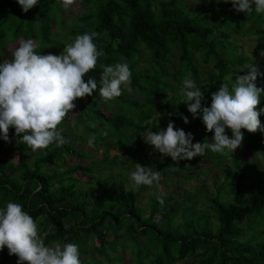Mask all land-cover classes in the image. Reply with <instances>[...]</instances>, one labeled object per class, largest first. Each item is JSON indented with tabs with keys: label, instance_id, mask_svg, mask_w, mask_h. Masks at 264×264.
Instances as JSON below:
<instances>
[{
	"label": "trees",
	"instance_id": "obj_1",
	"mask_svg": "<svg viewBox=\"0 0 264 264\" xmlns=\"http://www.w3.org/2000/svg\"><path fill=\"white\" fill-rule=\"evenodd\" d=\"M82 1L87 9L68 26L62 7L55 0H38L27 13L16 0H0V50L22 38L33 39L38 45L37 53L59 55L77 35L96 32L94 43L103 54L85 82L94 78L99 87L103 66L127 63L132 73L129 87L137 94L122 93L106 103L95 97L94 91L92 96L77 99L72 128L79 133L69 135L62 147L53 144L32 152L19 142L14 128L9 129L8 141L0 133V208L8 202L21 204L37 220L40 232L48 233L47 245L76 243L82 264H122L115 260L119 255L114 258L110 253L115 252V241H108L105 236L106 232L119 230L139 249L134 264H174L184 258H189V264H264V171L250 175L248 167L241 166L236 158H230L229 166L225 161L230 154H213L219 159V166L224 164V182L212 185L213 192L205 194L202 201L205 206H197L189 193L179 196L183 200L168 194L161 205L157 200L161 194L155 193L147 216L136 205V192L145 190V186L134 190L131 185L125 187L121 179L115 183L112 176H98L100 192L90 186L76 187L79 182L72 173L79 171L92 177L93 165L100 166L98 170L110 168L117 160L116 153L102 150L105 157L96 160L98 165L92 160L86 165L50 167L66 155L82 160L87 154L77 147L90 137H95V150L104 142L122 150L147 129L155 132L163 125L154 114L164 117L167 125L172 122L179 129L188 128L197 139L194 143L212 142L213 134L203 132L206 126L202 114L194 117L188 111L181 92L167 93L175 87L182 88L183 79L189 76L204 94L202 106H210L211 94L220 84L230 86L235 81L231 67L255 64L264 73L261 58L254 63L233 51V34L241 27L244 33L255 36L253 53L264 51V15L237 12L231 3L216 0L208 7H191L189 0ZM200 65L209 66L200 69ZM200 73L206 77L200 78ZM226 77H231V81ZM200 80L205 85H200ZM256 84L263 87L264 76H259ZM183 117L189 123L185 124ZM245 131L240 150L257 152L264 166V132ZM226 134L231 138L230 130L226 129ZM74 138L79 140L73 143ZM6 150L16 152L15 161L6 158ZM209 152L206 150L203 156ZM103 161L107 166H101ZM183 166L178 162L177 168L169 171L179 174ZM222 187H226L228 195ZM147 240V248L142 247ZM87 245L90 250L85 249ZM125 246L127 243L121 242V248ZM87 253L97 257H82ZM5 254L8 259L14 256L5 247L0 250V264L8 263Z\"/></svg>",
	"mask_w": 264,
	"mask_h": 264
},
{
	"label": "clouds",
	"instance_id": "obj_2",
	"mask_svg": "<svg viewBox=\"0 0 264 264\" xmlns=\"http://www.w3.org/2000/svg\"><path fill=\"white\" fill-rule=\"evenodd\" d=\"M22 11L27 13L37 5L38 0H16ZM217 3H231L237 12L264 15V0H216ZM68 10L75 0H55ZM96 32L77 35L59 55L36 52L33 39L20 40L12 52L11 60L0 62V133L8 141L9 129L14 128L19 142L26 144L32 152L46 149L55 144L62 147L67 140L59 127L69 112L76 108L75 101L92 96L98 91L104 102L117 99L127 88L131 91V70L127 63L103 66L99 87L94 78L87 74L94 70L98 58L103 54L97 49ZM261 56H264L262 51ZM245 72V74H238ZM259 76H264L255 64H246L235 75V81L221 83L211 94L210 106H202L204 94L195 81L185 76L181 94L185 97L188 111L195 117L202 114V122L208 132H214L212 142L193 143L191 133L176 129L169 122L166 130L158 133L147 129L142 135L144 142L154 150L173 161L192 160L203 156L206 150L229 155L242 146L246 130L249 133L264 132V108L259 107L264 88L257 87ZM231 81V77L225 78ZM262 113V114H261ZM184 123H189L183 117ZM261 120V121H260ZM94 126V125H93ZM231 131V138L226 134ZM95 137L88 139L94 146ZM227 150V151H225ZM241 151V150H240ZM242 152V151H241ZM243 153V155L250 154ZM256 155L259 157L257 152ZM242 156L240 161L242 160ZM161 179V172L152 167L135 164L130 174L131 187L153 186ZM163 205L164 200L157 196ZM48 233H41L36 219L19 203L8 202L0 208V250L7 247L9 255H15L17 264H82L79 246L76 243L59 242L47 245Z\"/></svg>",
	"mask_w": 264,
	"mask_h": 264
},
{
	"label": "rangeland",
	"instance_id": "obj_3",
	"mask_svg": "<svg viewBox=\"0 0 264 264\" xmlns=\"http://www.w3.org/2000/svg\"><path fill=\"white\" fill-rule=\"evenodd\" d=\"M213 0H189V4L191 7H197V6H210V3ZM87 9V4L82 0H75V3L68 9L65 10L62 8V15L66 19V24L68 26L73 25L74 18L85 11ZM249 23H246L245 26H248ZM244 27H241L240 31L237 34H233L234 40H235V47L233 48L234 53L241 54L244 58L246 57L248 60L253 61L254 63H257V60L261 58L262 61H264V56H261L259 53H253V47L255 44L254 41V35L251 32L244 33ZM24 40L22 38H19L15 42L8 43L6 48L4 50H0V60H11L12 59V52L15 50L16 47H18L19 41ZM173 52V50H172ZM171 52V53H172ZM146 56L147 53H144ZM122 63V62H121ZM142 62L139 64V67L142 66ZM209 65H200L199 68L202 69L204 67H208ZM260 66V64H259ZM242 65H237L235 67H231V73L235 74L243 69ZM261 69H264V65L260 67ZM238 74H245V72H239ZM205 75V76H204ZM206 77V74L200 73V78ZM171 83V80H169ZM200 85H205V82L203 80H200ZM264 88V84H262ZM131 91H129L127 88H125L122 93L130 96L137 94L134 91L133 87H130ZM181 88L175 87L173 91H168L167 94H171L173 92L180 93ZM95 97H99L98 91L94 95ZM261 105H258L259 107H264V98H261ZM77 108V105H76ZM75 108V109H76ZM73 109L72 112H69L65 120L62 122V124L59 126L62 129V135L67 138V140L70 139L71 134H78L79 130L76 128L73 129V125H75V112L76 110ZM104 114H107V112L102 110ZM155 119H159L162 121L163 125L156 130L155 132H159V130L162 127H165V118L159 117L158 114H154L153 116ZM90 118L87 116V119ZM156 120L155 122H157ZM96 124H98L96 122ZM151 127V125H149ZM176 129H179L180 127L178 125H174ZM167 128V127H166ZM68 129V130H67ZM77 130V131H74ZM166 130V129H165ZM186 133H191L193 136L192 142H196V138L194 137L193 132H191L188 128L183 129ZM206 134H213L214 132H208L207 130H203ZM247 131H245L246 133ZM144 134V133H143ZM142 134V135H143ZM138 138L136 140H132L129 142V144H125L122 146V150L111 148V146H107V142H104V145L100 148L95 150L92 146L88 145V141L85 137H82V139H86L83 145L78 146L77 149H82L85 151L87 156H84L82 160L78 159L74 155H66L62 156V160L58 163L50 165V167L56 168L57 164L58 166L61 165H69V164H87L89 161L95 160L93 164L98 165L99 159H103L105 156L102 154V150H108L109 152L116 153V162L114 165H111L110 168L104 169V170H98L100 169V166L93 165L92 174H94L92 177L90 174H82L79 171H75L71 175L78 180V184H76V187H86L90 186L91 188L95 189V192H100V185H98V176H112L114 177L115 183L122 180V184L127 187L131 185L130 181V174L135 170V164L139 163L145 167H152L155 171L161 172V179L159 182H156L153 184V186H145V190L137 191L136 192V205L141 209L142 215L147 216L149 213L148 210L150 208V203L155 198L153 195L155 193L161 194L162 199L166 197L168 194H172L175 198H179V196L184 195L185 193H189L192 200L196 199L197 206L202 205L205 206V203L203 199L206 197L205 194H208L210 192H213L212 185H219L222 182H224V174L221 171L222 167L219 166V159L213 154V152H209L206 156H197L194 157L192 160H180V161H173L170 156H164L160 154L159 152L155 151L153 146L148 145L144 142L143 137ZM197 137V136H196ZM75 140H79L78 138H74L73 143ZM10 145L7 144V147ZM238 149L235 150L232 153V156H238V160L241 159V156L243 157L241 161V166L248 167L247 173L248 174H255L257 172H263L264 166L260 164V156L258 157L256 153H250L243 155V153ZM5 155L7 159H11L12 161L16 160V152L12 150H6ZM231 157H229L228 160L225 161L227 165L231 166L229 164V160ZM203 159V160H202ZM232 159V158H231ZM234 159V158H233ZM178 162H182L184 164V168L180 170L179 174L171 173L170 170H174L177 168ZM143 163V164H142ZM162 165H164V169L162 171ZM102 167L107 166L106 162L103 161L101 163ZM47 167V166H46ZM49 168V167H47ZM93 178V180H91ZM102 178V177H101ZM89 182V183H88ZM89 188V187H86ZM131 188V187H130ZM224 187H222L221 190H223ZM226 190V187L224 188ZM225 192V191H224ZM227 195V190L225 192ZM226 194H223L222 196L225 197ZM205 195V196H204ZM179 200H183L182 197L179 198ZM200 201L202 203H200ZM155 217H158L156 215ZM177 220H179V217H176ZM212 222V220H211ZM121 230H119L116 233H110L106 232L105 236L108 241H115V252H110L114 255V258L119 255L118 258H116V261H122V264H134V256L136 255L137 251L139 249L136 248V245L132 242L131 239H126L125 236L120 235ZM148 233V231H147ZM149 234V233H148ZM140 240L142 238L140 237ZM145 240V239H144ZM143 240V241H144ZM121 242L127 243V247L121 248ZM147 242H144V245H141L142 247L147 248ZM52 245V244H51ZM85 249L90 250V246L87 245ZM7 254H5L4 257ZM133 255V256H132ZM88 256L91 257H97L95 253H87L83 255L82 257L87 258ZM17 258V257H16ZM18 259V258H17ZM93 260H91L92 262ZM90 262V261H89ZM116 264V263H115ZM174 264H189V258H184L181 260H177ZM196 264V263H194Z\"/></svg>",
	"mask_w": 264,
	"mask_h": 264
},
{
	"label": "crops",
	"instance_id": "obj_4",
	"mask_svg": "<svg viewBox=\"0 0 264 264\" xmlns=\"http://www.w3.org/2000/svg\"><path fill=\"white\" fill-rule=\"evenodd\" d=\"M4 258H5L6 262H8L7 264H17V258L15 255L11 259H8V256L4 257Z\"/></svg>",
	"mask_w": 264,
	"mask_h": 264
}]
</instances>
